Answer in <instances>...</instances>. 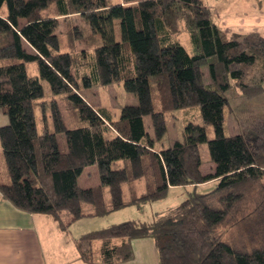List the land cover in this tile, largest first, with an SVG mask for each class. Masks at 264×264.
Here are the masks:
<instances>
[{
	"label": "trees",
	"instance_id": "obj_1",
	"mask_svg": "<svg viewBox=\"0 0 264 264\" xmlns=\"http://www.w3.org/2000/svg\"><path fill=\"white\" fill-rule=\"evenodd\" d=\"M234 1L216 0L212 9L204 0H0V110L9 118L0 148L10 178L4 184L0 177V197L50 217L71 239L80 220L215 182L154 221H127L74 240L82 261L128 262L131 242L149 238L161 264H264V112L233 109L226 96L236 88L247 102L264 100V38L219 28L216 17ZM75 17L89 23L90 36ZM62 23L70 53H61ZM43 83L63 101L51 100L54 132L40 133L37 125ZM111 85L138 99L118 118L90 104L95 89ZM194 107L203 124L190 122L181 141L157 148L173 112ZM230 115L243 134H225ZM205 144L215 166L209 174L201 171ZM90 167L100 185L81 188Z\"/></svg>",
	"mask_w": 264,
	"mask_h": 264
},
{
	"label": "rangeland",
	"instance_id": "obj_2",
	"mask_svg": "<svg viewBox=\"0 0 264 264\" xmlns=\"http://www.w3.org/2000/svg\"><path fill=\"white\" fill-rule=\"evenodd\" d=\"M210 8H215L216 0H204ZM238 0H235L234 3L224 12L221 14L219 18L216 17V22L218 25L221 22H224V17L226 16L228 10L237 3ZM259 2L258 0H256ZM226 19V18H225ZM73 24L75 26H79L81 30L84 32L85 37H88L92 34L89 23L81 18L75 17L72 19ZM116 39L117 41L121 42V31L119 22H116ZM60 44H61V53H70L72 51L71 47L68 44V38L66 36L67 29L66 26L61 24L60 27ZM259 34V33H258ZM248 35V34H246ZM232 36V35H230ZM244 36V35H242ZM261 37H263L260 34ZM82 48H86L85 43H81L78 45V49L81 50ZM1 66V65H0ZM31 72L33 75H37L35 65H31L30 67ZM44 85V92L45 96L39 100V102H45V109H43L42 105L37 106L36 109V118H37V125L39 132L42 133L45 129H48L50 132H54V125L52 120V110H51V100L55 98L59 101V105L63 106V101L60 96H53L51 94L50 89L47 83H43ZM233 106V109L239 108H248L250 110H255L256 113L264 112V100L262 102H247L241 95L238 89L232 88L226 95ZM90 104L97 108H107L109 109L116 118L120 116L121 110L126 106H136L138 104V99L135 95L128 93L125 91L123 85H111L107 87H99L95 89L90 98ZM1 117H5L7 119L8 116L4 114L2 110H0ZM190 122H196L199 125H202L203 122L200 118V111L198 107L189 108V109H181L176 110L173 112V117L170 120L169 131L165 136L162 143H158L156 146L157 148L167 149L171 147L176 141H181L183 139V133L185 127ZM9 123L6 125L8 126ZM2 126V127H6ZM145 126L147 131L151 136H153V128L151 118H145ZM0 127V128H2ZM244 128L238 126L235 121V118L230 115L228 118V122L225 126V134L227 136H235L238 134L244 133ZM59 145L61 151H65L66 142L64 135L58 136ZM201 157L203 160V166L201 171L203 174H209L214 171V164L211 161L210 152L208 145L205 144L201 147ZM4 175H8L7 168L5 166L4 157L2 150L0 148V177L3 178ZM100 185V180L98 177V170L96 167H90L85 170L81 178L79 179V186L81 188H90L96 187ZM216 186L215 182L200 185L196 188L193 187H180L174 188L169 190L168 194L157 201L149 202L140 208L137 206H129L125 207L121 210L115 211L109 215L103 217H93V218H86L83 220L78 221L77 223L73 224L71 227V236L74 238H80L83 235L89 234L91 232H96L107 226L121 224L127 221H145L151 222L154 221L158 215L162 213H167L171 209L177 207L182 202H184L188 197L189 194L193 191L197 193H208ZM144 192V185H139V193L142 194ZM89 211L88 209H86ZM96 249L98 252L99 244H96ZM98 259V253H97Z\"/></svg>",
	"mask_w": 264,
	"mask_h": 264
},
{
	"label": "crops",
	"instance_id": "obj_3",
	"mask_svg": "<svg viewBox=\"0 0 264 264\" xmlns=\"http://www.w3.org/2000/svg\"><path fill=\"white\" fill-rule=\"evenodd\" d=\"M219 28L228 36L259 33L264 38V2L238 0ZM8 123L0 115V127ZM1 181L9 184L10 178L4 175ZM77 239L64 235L50 217L21 211L0 197V264H86L75 247ZM131 247L133 258L122 264H161L152 239L133 240Z\"/></svg>",
	"mask_w": 264,
	"mask_h": 264
}]
</instances>
